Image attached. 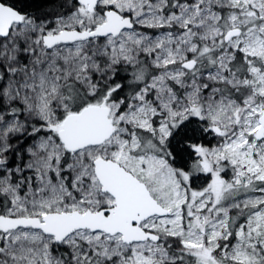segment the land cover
I'll list each match as a JSON object with an SVG mask.
<instances>
[{"label": "snow or ice", "instance_id": "snow-or-ice-1", "mask_svg": "<svg viewBox=\"0 0 264 264\" xmlns=\"http://www.w3.org/2000/svg\"><path fill=\"white\" fill-rule=\"evenodd\" d=\"M0 264H264V0H0Z\"/></svg>", "mask_w": 264, "mask_h": 264}]
</instances>
